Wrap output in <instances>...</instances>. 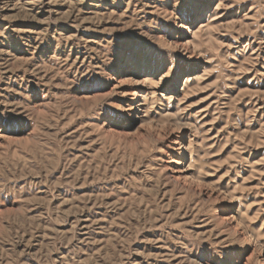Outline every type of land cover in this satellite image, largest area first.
<instances>
[{"label": "rangeland", "instance_id": "374dc122", "mask_svg": "<svg viewBox=\"0 0 264 264\" xmlns=\"http://www.w3.org/2000/svg\"><path fill=\"white\" fill-rule=\"evenodd\" d=\"M0 264H264V0H0Z\"/></svg>", "mask_w": 264, "mask_h": 264}, {"label": "bare ground", "instance_id": "6f19581e", "mask_svg": "<svg viewBox=\"0 0 264 264\" xmlns=\"http://www.w3.org/2000/svg\"><path fill=\"white\" fill-rule=\"evenodd\" d=\"M206 8H207V7H203V8H202V9H200L199 11H200L201 13H204V12H205V10H206ZM200 12H199V14H200ZM191 18H192V17H191V16H189V17H188V20L190 21V20H191ZM187 80L189 81V79H187Z\"/></svg>", "mask_w": 264, "mask_h": 264}]
</instances>
